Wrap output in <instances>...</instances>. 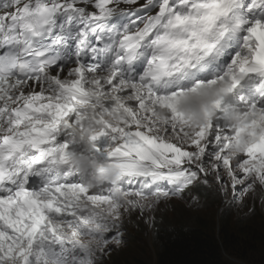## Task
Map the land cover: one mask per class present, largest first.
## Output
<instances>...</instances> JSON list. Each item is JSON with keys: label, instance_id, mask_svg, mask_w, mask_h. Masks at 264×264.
Instances as JSON below:
<instances>
[{"label": "snow or ice", "instance_id": "1", "mask_svg": "<svg viewBox=\"0 0 264 264\" xmlns=\"http://www.w3.org/2000/svg\"><path fill=\"white\" fill-rule=\"evenodd\" d=\"M202 188L264 210V0H0V264H108Z\"/></svg>", "mask_w": 264, "mask_h": 264}, {"label": "clouds", "instance_id": "2", "mask_svg": "<svg viewBox=\"0 0 264 264\" xmlns=\"http://www.w3.org/2000/svg\"><path fill=\"white\" fill-rule=\"evenodd\" d=\"M201 193H202V206L198 210L186 206L185 204L181 203L179 200H172L167 208H161L160 211L156 212L154 225H146L138 217L135 216L132 218L131 221L126 222V235H125L126 243L123 246H121L118 250H116L111 255V257H109L108 264H140V262H145L147 264V262L150 261V259H152L150 264H159V262L155 259V254L157 253L159 247H161L160 244L161 241L159 240V237L162 236L163 234L171 235L178 230L187 231L188 228H194L196 226L200 228L202 227L200 222L205 223L206 229L204 230V232L207 235H209L211 233V230H213V227L210 229L209 226L210 224L208 223L209 220L198 215V212L204 209L206 204L214 205V203H216V206H218V213L221 214L220 217L222 220L227 216L233 215L240 224H243L244 227L254 226V221L256 219L254 221H251V219L254 218V216L260 218L264 222V210H262L258 204L256 206V210L254 213H250L248 208L243 206H237L236 208L230 211H226L221 207V199L219 196H216L215 194H210L205 196L203 188L201 189ZM179 204L183 206L185 209L190 210L191 211L190 214L186 210L177 208L174 214L176 219L175 223L164 225L163 215L167 214L168 210L171 207ZM219 219L220 218L216 217V220ZM226 224L228 226V223ZM216 231H218L217 228L215 229L214 232ZM219 233L220 232H217L218 236ZM141 234L143 235L150 234L152 236L153 248H154L152 251H148L147 249H145V246L147 244L144 243L143 241L139 242V244L136 243V240ZM124 250H126L127 252L123 253V255L118 254L119 252H122ZM130 252L133 254L128 255V253Z\"/></svg>", "mask_w": 264, "mask_h": 264}, {"label": "trees", "instance_id": "3", "mask_svg": "<svg viewBox=\"0 0 264 264\" xmlns=\"http://www.w3.org/2000/svg\"><path fill=\"white\" fill-rule=\"evenodd\" d=\"M200 223L202 226L200 228L196 226L188 228L187 231L178 230L171 235L163 234L160 236L161 247L155 254V259L159 264H236L232 260L242 262L243 257H245L244 247L242 249L238 247V240H233L228 235V227L224 229L221 236L220 233L219 236L215 232L212 233L213 230L207 235L204 232L205 223ZM251 227L253 226L244 227L240 232L249 233ZM253 236L250 241L256 242L258 240L264 248L263 231L261 234H254ZM151 261L152 259L147 264H150ZM140 264L146 263L140 262Z\"/></svg>", "mask_w": 264, "mask_h": 264}, {"label": "rangeland", "instance_id": "4", "mask_svg": "<svg viewBox=\"0 0 264 264\" xmlns=\"http://www.w3.org/2000/svg\"><path fill=\"white\" fill-rule=\"evenodd\" d=\"M177 208L186 210L189 214L191 212L190 210L185 209L180 204L174 205L168 210L167 214L163 215L164 225L175 223L176 219H175L174 214ZM198 215L209 220L208 223L210 224L209 225L210 229L213 227L212 233H214L215 229L217 228L218 231H216L215 233L217 234V232H220V236H221V234L223 235L224 229L228 227V235L231 236L233 240L235 239L238 240L239 242L238 247H240L241 249L244 247L245 257H243L242 262L241 261L235 262L234 260H232L233 263H236V264H251V263L252 264H264L263 244L259 242L258 240H256V242L250 241L254 237L253 236L254 234H261L262 231H264V222L260 218L254 216V218L251 219V221H254L256 219L254 221V226L250 228V231H248L249 233L247 232L242 233L240 231L244 226L243 224H240L233 215L227 216L223 220L221 219L220 217L221 214L218 213V206H216V203H214V205L206 204L204 209L198 212ZM216 217L220 219L216 220ZM226 223H228V226ZM141 241L147 244L145 246V249H147L148 251H152L154 249L152 236L150 234H147V235L141 234L136 240V243L139 244V242ZM244 243L246 244L244 245ZM125 252L127 251L124 250L122 252H119L118 254L123 255V253ZM129 254H133V253L130 252L128 253V255ZM222 263H223V260H222Z\"/></svg>", "mask_w": 264, "mask_h": 264}]
</instances>
